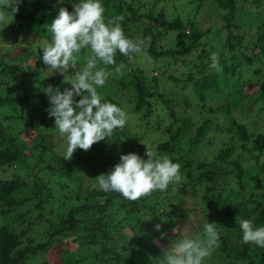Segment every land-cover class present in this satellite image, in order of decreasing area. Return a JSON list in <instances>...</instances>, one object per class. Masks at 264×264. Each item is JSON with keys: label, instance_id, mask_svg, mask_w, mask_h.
Segmentation results:
<instances>
[{"label": "trees", "instance_id": "trees-1", "mask_svg": "<svg viewBox=\"0 0 264 264\" xmlns=\"http://www.w3.org/2000/svg\"><path fill=\"white\" fill-rule=\"evenodd\" d=\"M9 2L0 0V11L10 20V24L0 22V214L15 216L10 214L8 220L0 222V264H28L54 247L60 248L61 256L55 261L46 258L44 264H160L149 247L154 241L161 242V233L189 223L196 208L187 206L188 196L199 197L201 204L208 206H199L204 217L201 224L192 223L193 238L202 233L205 221L215 222L220 234L218 256L223 264H264V248L228 243L233 233L242 240L241 219L264 227V177L242 165L251 138L249 124L239 119L242 114L264 117V79L259 78L264 75V0H100L106 21L122 16L124 35L144 41L142 50L130 57L117 52L116 66L123 63L127 74L119 79L111 74L110 83L107 80L97 88L101 93L109 91L100 93L102 102H111L128 113L122 94H116L126 90L131 117L123 129L94 144L88 152L77 149L71 160L64 159L66 138L60 137L54 117L46 112L49 101L43 87L51 84L63 91L69 87L64 77L68 81L72 72L80 69L70 68L64 77L53 74L40 59V46L36 52L11 43L21 41L14 37L19 34L26 42L32 33L44 42L59 8L71 12L79 0H23L14 15L5 7ZM205 6L222 13L207 30L196 20ZM212 53L219 56V70L210 68ZM136 59L144 62L139 64ZM79 60L84 61L82 54ZM106 70L113 72L115 66ZM243 72L249 77L242 82ZM250 83L257 88L244 95L243 88ZM213 97H227L228 103L214 108ZM210 103L214 107L207 108L205 104ZM204 108L208 116L199 118L198 124L192 112ZM218 111L228 120L222 130L242 141V151L232 162L238 145L231 142H227V149L219 148L212 161L200 154L201 146L205 150L214 145L215 138L207 133L221 131L213 127ZM132 118L137 122L134 126H130ZM261 128L253 133L256 146L250 150L257 151L253 153L257 164L252 168L259 171L260 162L264 169V160L260 161L264 154ZM140 130L150 138L158 134L161 140H154L149 147L150 138ZM146 146L154 158L167 155L181 166V180L173 183L179 194L176 204L159 200L157 193L161 191L150 195L155 203H149V196L130 202L119 193L98 187L95 178L119 163L120 155L136 153L146 160ZM233 169L238 172L241 189L253 187L249 200L260 191L263 200L258 199L255 207H248L244 201L222 206L224 176H219ZM125 203L132 206L121 214L119 209ZM37 223L43 231L30 234ZM157 224L161 225L159 231ZM90 260L93 263L87 262Z\"/></svg>", "mask_w": 264, "mask_h": 264}, {"label": "clouds", "instance_id": "clouds-1", "mask_svg": "<svg viewBox=\"0 0 264 264\" xmlns=\"http://www.w3.org/2000/svg\"><path fill=\"white\" fill-rule=\"evenodd\" d=\"M22 3L23 0H10L5 7L14 15ZM72 8L71 12L65 7L59 8L58 15L47 28L50 36L41 48L40 57L47 70L64 77L66 71L75 68L83 54L81 69L68 81L64 77V83L70 87L63 91L51 84L43 87L49 101L46 112L50 118L54 117V128L60 137L66 138V160H71L77 149L88 152L94 144L108 140L116 130L124 128L128 119L126 112L111 102H102L97 88L103 87L111 74L106 70L109 66H115L117 73L124 67L123 63L116 66L117 52L130 57L139 53L144 45L143 40L133 41L124 35L120 23L122 16L105 20L100 0H79ZM4 20L5 13L0 11V22ZM21 43L22 37L17 45ZM210 60V68L219 70L218 54L212 53ZM145 155L146 160L136 153L120 155L119 163L107 174L95 178L98 187L136 201L157 190H166L171 183H179L181 166L178 163L167 155L154 158L147 146ZM215 225V222L205 221L202 233L195 238L188 234L187 224L177 225L172 229L176 237L167 245L154 241L161 250L160 264H204L219 246L220 234ZM155 228L159 231L161 225ZM239 228L242 243L264 248V227H254L251 220L241 219ZM164 235L161 233V239Z\"/></svg>", "mask_w": 264, "mask_h": 264}, {"label": "rangeland", "instance_id": "rangeland-1", "mask_svg": "<svg viewBox=\"0 0 264 264\" xmlns=\"http://www.w3.org/2000/svg\"><path fill=\"white\" fill-rule=\"evenodd\" d=\"M168 5H172L173 6V4H171V3H168ZM218 12H219L220 15L222 14L220 11H218ZM219 14L217 13V11H214V9L211 8L210 6L208 8H207V6H205L202 10H200L198 12V14L196 16V20L198 21L197 23H198L199 27L201 29H203V30H207L208 28L212 27V23H213L212 21H213V19L216 16H219ZM6 19H7V21H6ZM6 19H5V23L10 24V20H8L9 18H6ZM3 37L5 38L6 35L5 36L3 35ZM14 37L21 38L22 36L19 34V35L14 36ZM46 40L47 39L45 38L43 41L45 42ZM1 42H2V44L4 46H6V47L9 46V43L8 42H4V41H1ZM20 42L21 41H19V40H15L11 44H15L16 45V44H18ZM44 42H42V39L39 37V35H37L35 33H32V35L31 34L29 35L27 41L26 42H23L26 45L23 44V43H21V45L23 44V46H29L34 51L37 52L40 47L42 48ZM37 43L39 45H37ZM197 52L198 51H196L194 53V55H196ZM254 53H257V49L254 50ZM136 61L139 62V64H142L144 62V60L142 61L141 59H136ZM83 64H84V61L81 62L78 59L77 64H76V67L79 68V69H81V67L83 66ZM138 66H140V65H138ZM107 71L110 72L111 74H114V77L117 78V79L121 78L124 74H127V70H126L125 67H123L121 69V71L118 72V73L116 71H113L112 72L111 70H107ZM49 72H50V70H49ZM72 73H73L72 74V77H73L74 76V72H72ZM57 74H60V73H57ZM111 74L109 75V77L107 79L109 81V82H107L108 84L110 83V80H112V78H113V76ZM152 74H155V71L154 72L152 71ZM240 76L242 77V80L241 81L243 82V81H246L245 79L249 77V73H247V72L244 73L243 72ZM259 78L264 79V75H261V77H259ZM255 79L257 80V78H255ZM69 87H70V85H69ZM113 87L116 88L115 85ZM256 88H257L256 87V84H251L250 83V85H245L244 86L243 93H244V95L251 94V93H253L255 91ZM106 92H109V91H103L102 93L100 91L98 93H99V95H101V94L106 93ZM116 94L118 95V97H120L121 94H122V96H124V97H122V96L120 97L121 98V101L125 104L126 110L131 113V109L128 106L129 104L126 105V101L128 102V93L126 92V90H119L118 92H116ZM211 101L213 102V104H214L215 107L210 103V104H205V105H207V108L209 106L210 107L217 108L218 106H223L224 104L227 105V103H228L227 97H223V98H220L218 100L216 99V97H213ZM241 105H242V103H241ZM129 112L126 113L128 118L131 117L130 114H129ZM215 113H216V115H214V118L216 120V123L214 124L213 127L214 128H217L216 126H218V129H220L221 131H216V130L213 129L211 132H208L207 133L206 136H208V137H214L215 138L213 140L214 145L211 146V147H206L205 150H202L204 148H203V146H201V148H200L201 149V153L200 154L207 155L208 159L210 161H212L213 159L216 158L217 154L220 152L219 148L222 147L224 149H227L228 148L227 142H231V143H234V144H237L238 145L235 148V152H234L232 158H230V161L232 162L233 159H235V158L237 159L238 158L239 154L242 151V148L240 147V143L242 141H238L236 139H233V136H235V134L229 133L227 131H223L222 130V129H226L225 125H227L228 120H227V118H225V116L223 114L219 113V111L218 112H215ZM192 114H193V117L195 118L193 120L195 122H197L198 124H200L201 123V120L203 118H205V117L208 116V111H206V109L204 108L202 112H196L195 113V111H193ZM233 115L236 116V117H238L236 114H233ZM233 115H232V117H233ZM201 117H202V119H199ZM133 119L134 118H132V120L130 122V126H134V125L137 124V122H136V124L134 122H132ZM239 119H241L244 122H246V123L249 124L248 125V127H249V133L248 134H249V136L251 138V141H248L247 142V146H248L249 149H246L245 152L243 153L246 157L241 160L242 165L245 167L246 170L255 171L257 173L262 174L261 176L264 177V169H261V166H260L261 165V162H260V165L258 167V169H260L261 171L252 168V167H254V165L257 164L256 163V159H253L254 155L257 154V151H255V152L250 151L251 149L254 150V147L256 146L255 143H254L255 134H253V133H255L256 129L261 128V127H262L261 129L264 131V117L261 116V115L258 116L257 114H252V115L242 114L241 115V118H239ZM168 121H167V123H168ZM153 122H155V120ZM224 122H226V123H224ZM218 123H223V124H221L219 126ZM139 132L141 134L144 133L143 130H140ZM143 135H145V134H143ZM158 136L159 135L156 134V135H153V137L150 138V136L145 135L146 138H150L148 140V143H147L149 147H152L151 145H152V143H154L153 142L154 140H156V139L157 140H161ZM206 136L202 137V139L205 140L206 139ZM197 149H199V148L197 147ZM253 153H254V155H253ZM262 160H264V154L260 158V161H262ZM90 170L91 169L88 167V171H90ZM236 171L237 170H234V171L230 172L228 175H221V176H219V178L222 177V176H224V177H222V179L224 181L221 182L222 186H224V188H223V194L224 195L222 197L223 198V200H222V206H230L232 203L237 204V203H242V201H244V202H246V204H248V207H250V208L251 207H255L256 201L258 199L263 200V197H262L260 191H257L256 192L257 194L254 195L255 198L252 199L253 201L252 200H249L250 199L249 197L251 195V191L253 190V187L247 186L246 190L241 189L240 188V180H239L238 172H236ZM90 172H92V171H90ZM251 173H253V172H251ZM157 191H159V190H157ZM158 193H157V197H159V200L161 198L164 199V200L169 199L170 203H172V204H176L177 203V200L179 198V194H178L177 188H176V186H174L173 183L169 184L166 190L161 191V192H158ZM27 196L29 197V190L27 192ZM148 199H149V203H155V201H153L155 199H152L150 196H149ZM187 199H188L187 206L190 207V208H194V207L196 208L195 213L194 214H191L190 220H188L189 223L188 224L186 223L187 226H188V229H189L188 234L193 237L194 232H193V229H191L192 228V223L201 224L202 223L201 221L203 220V217H204V215L202 214L199 206L204 207V208H208V206L206 205L207 203L201 204L203 201L199 197H191V196H188ZM130 202H132V201H130ZM143 202L144 201H141V203H143ZM131 206H132L131 204L125 203L124 206H123L125 208L121 207L122 209L120 208L119 209V212L121 214H123L124 213L123 212V209H130ZM10 214H13L14 215V213H6L5 215H1L0 214V222H4V221L8 220ZM30 215H32V214H30ZM32 216L34 217V215H32ZM14 221L18 223V220L16 218L14 219ZM253 222L254 221H252V223ZM184 225H185V223L182 224L181 226H184ZM42 231H43V227L40 226L39 223H37L35 226L33 225V228H31L30 234H32L34 232V233H38V235H40V233ZM223 232H224V230L221 231V233H223ZM199 235H195L194 238L196 236H199ZM175 237H176V234L173 233L172 231L171 232H167V233H165L164 238L161 240L160 243L163 244V245H167L170 242V239H173ZM229 239H230V241L228 243H232L233 246H237V242H239V243L242 242L241 239L238 240V234L237 233L230 234L229 235ZM149 248H150L151 252H153V254L156 256L157 260H159L158 256L161 255L160 248L157 247L156 244L150 246ZM218 249L219 248H215L212 251V254L205 259L204 264H223L222 257L218 256L219 255ZM59 256H61L60 255V248L59 247H54L51 250H49L46 254L45 253L44 254H40L37 257L32 258L31 261L28 260L27 263L28 264H44L46 258H47L48 261H50V260L51 261H55L56 258L59 257ZM87 262L88 263H93L92 260L87 261Z\"/></svg>", "mask_w": 264, "mask_h": 264}]
</instances>
